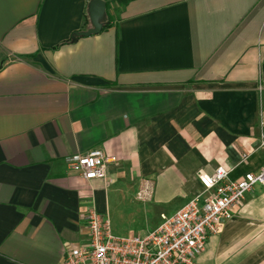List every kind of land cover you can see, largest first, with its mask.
Masks as SVG:
<instances>
[{
    "label": "crops",
    "instance_id": "crops-1",
    "mask_svg": "<svg viewBox=\"0 0 264 264\" xmlns=\"http://www.w3.org/2000/svg\"><path fill=\"white\" fill-rule=\"evenodd\" d=\"M89 2L0 0V264H64L93 206L114 234L129 202L130 235H145L202 190L201 173L264 166V0H133L74 41ZM95 148L116 160L85 180L67 157ZM195 264H264V185Z\"/></svg>",
    "mask_w": 264,
    "mask_h": 264
},
{
    "label": "built area",
    "instance_id": "built-area-1",
    "mask_svg": "<svg viewBox=\"0 0 264 264\" xmlns=\"http://www.w3.org/2000/svg\"><path fill=\"white\" fill-rule=\"evenodd\" d=\"M259 89L263 90L262 84ZM259 126L257 149H264V109ZM248 157L243 155V159ZM115 160L116 155L101 148L67 157L70 169L85 180L105 179L108 166ZM230 172V168L219 165L212 173H201L202 190L175 213H162L158 226L145 235L116 236L109 217L95 206L89 208L83 215L88 239L67 253L64 264H195L209 237L219 233L255 185H264V166L237 180L230 178ZM151 195L150 184L137 193L142 201H148Z\"/></svg>",
    "mask_w": 264,
    "mask_h": 264
},
{
    "label": "water",
    "instance_id": "water-1",
    "mask_svg": "<svg viewBox=\"0 0 264 264\" xmlns=\"http://www.w3.org/2000/svg\"><path fill=\"white\" fill-rule=\"evenodd\" d=\"M88 16L91 27L84 31H75L72 40H77L80 36H90L101 32L107 22V3L106 0H90L88 4Z\"/></svg>",
    "mask_w": 264,
    "mask_h": 264
},
{
    "label": "rangeland",
    "instance_id": "rangeland-1",
    "mask_svg": "<svg viewBox=\"0 0 264 264\" xmlns=\"http://www.w3.org/2000/svg\"><path fill=\"white\" fill-rule=\"evenodd\" d=\"M115 7H117L116 3H112L111 5V12L112 14L114 13V17L116 21L118 19V15L115 11ZM123 12V11H122ZM122 14V13H121ZM263 97H264V93L260 95V99L261 102L263 101ZM263 102L261 104V109H264L262 107ZM118 211L120 212V214L118 216L115 217V215L112 218V222L113 225L112 227H114L116 230L114 231V234L116 236H131L130 234H132L131 232H135L133 229L134 226V220L133 217L134 215L137 216L136 211L134 210L132 204H130L129 202L126 203V205H122L121 207H119ZM133 229V231H132Z\"/></svg>",
    "mask_w": 264,
    "mask_h": 264
},
{
    "label": "trees",
    "instance_id": "trees-1",
    "mask_svg": "<svg viewBox=\"0 0 264 264\" xmlns=\"http://www.w3.org/2000/svg\"><path fill=\"white\" fill-rule=\"evenodd\" d=\"M133 0H106L107 3V22L104 26L109 27L112 25V22L115 20L114 13L111 12L112 3H116L117 7H115V11L117 13V17L119 18L124 8Z\"/></svg>",
    "mask_w": 264,
    "mask_h": 264
}]
</instances>
